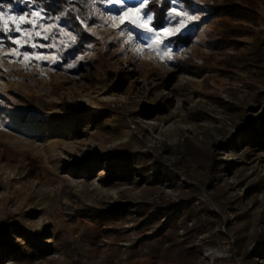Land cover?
<instances>
[{
  "label": "rangeland",
  "instance_id": "1",
  "mask_svg": "<svg viewBox=\"0 0 264 264\" xmlns=\"http://www.w3.org/2000/svg\"><path fill=\"white\" fill-rule=\"evenodd\" d=\"M77 1L0 5V264H264V0Z\"/></svg>",
  "mask_w": 264,
  "mask_h": 264
},
{
  "label": "trees",
  "instance_id": "2",
  "mask_svg": "<svg viewBox=\"0 0 264 264\" xmlns=\"http://www.w3.org/2000/svg\"><path fill=\"white\" fill-rule=\"evenodd\" d=\"M153 3V10L156 13V17L159 20L164 19L167 8L170 6V0H150ZM77 5L83 7L85 5H80L77 0H0V5H11L16 6L22 11L32 9L34 6L43 7L47 12L57 13L63 12L66 5ZM256 139V138H255ZM259 142V140H255ZM177 218L173 223H176ZM174 225V224H173ZM171 228V227H170ZM179 242H175L172 246H151L145 264H186L185 252L179 246ZM199 264H202L199 262Z\"/></svg>",
  "mask_w": 264,
  "mask_h": 264
},
{
  "label": "snow or ice",
  "instance_id": "3",
  "mask_svg": "<svg viewBox=\"0 0 264 264\" xmlns=\"http://www.w3.org/2000/svg\"><path fill=\"white\" fill-rule=\"evenodd\" d=\"M110 3L119 5L121 7V12L125 15L121 18V28L130 26L131 28L139 29L142 33L145 34L144 39L147 41L154 40L157 35L160 33V29L155 28L154 25L149 26L148 22L153 20L151 12L145 8V5L150 2V0H109ZM175 2V0H173ZM132 14V15H128ZM32 15L39 17V12H33ZM181 13L177 12L176 16H180ZM116 19L115 16L109 17V20ZM175 19V17H173ZM188 19H194V17H188ZM5 20V14L0 12V22ZM20 20L25 23H31L30 20L25 21L24 16L20 17ZM145 21V24H141L139 21ZM182 23V21H181ZM15 31L20 32L22 28L17 27ZM164 31H167L166 29ZM48 37L45 36L44 39ZM170 38V37H169ZM161 45L164 44V40L159 41ZM151 47V44L148 45ZM27 58L28 54H24Z\"/></svg>",
  "mask_w": 264,
  "mask_h": 264
}]
</instances>
